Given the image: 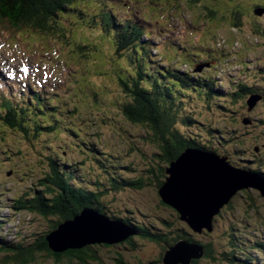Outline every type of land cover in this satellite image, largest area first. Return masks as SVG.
Here are the masks:
<instances>
[{
  "label": "trees",
  "instance_id": "trees-1",
  "mask_svg": "<svg viewBox=\"0 0 264 264\" xmlns=\"http://www.w3.org/2000/svg\"><path fill=\"white\" fill-rule=\"evenodd\" d=\"M78 1L80 0H0V34L6 35L8 40H20V36L29 31L38 35L50 36L53 37L51 39L56 45L62 44L67 50L73 47L70 53H79L81 57L86 58L97 51L95 45L89 46L90 44L82 42L70 44L71 31L70 28L67 29L64 26V23L68 20H71L70 22L76 20L88 29L100 33L101 38L110 47L112 61L113 64L115 63L112 73L118 81L122 97V102L115 103L118 107V114L127 123L136 127H144L143 133L146 136L143 140L153 148V151L148 153L137 149L139 160L144 165L142 172L137 178L122 179V173L118 170L122 168L118 163L110 161L118 157L117 153L107 154L102 149L101 139L96 137L92 139L90 133L84 134L78 128L82 125L81 123L85 124L89 121L85 122L82 115H79L81 109L76 104L72 105L71 109L61 108L57 104L52 105V100L37 90L33 80L25 83L18 81V84H12L11 86L16 87L18 92L9 94V96L0 95L2 99L0 100V127L4 128L0 134H10L14 129L15 133L21 135L31 145L40 144L41 140H44L45 144L42 145L40 154L47 162V171L44 172L39 182L40 190H34L31 195L25 194V198H18L13 208L31 214H41L44 218H56L58 221L51 223V231L39 236V239L36 236L33 237L29 243H19L14 246L9 242L0 244V264H64L70 261V264H75L76 261L79 264L102 263L103 260L98 258L93 246L100 249L120 247L124 250L135 251L140 242L159 245L162 254L157 260L150 262L134 257L137 259L136 264H163L166 248L182 239L198 243L205 248V256L200 260L192 261V264H207V262H210L208 264H264V259H257L256 256L257 254L264 258V241L254 239L252 234L243 233L245 227L241 228L238 223L240 212L232 206V201L242 193H237L215 217L212 232L205 230L202 234L194 233L188 224L181 220L180 213L163 202L159 195V189L168 177L166 170L171 162L175 161L187 148L217 154L219 153L217 152L218 147L221 146L230 156L231 150H236L239 154L246 156L251 155L255 158L253 162L258 160L255 168L245 167L240 170L264 179L263 145L257 149L246 145L252 141L250 135L253 130L250 127L255 125L250 115L245 117L244 112H241L242 114L235 117L234 113L230 116L227 114L228 111L220 110L224 112L222 122L211 118L207 122L200 123L202 132L196 136L186 134L180 129L194 125L199 120L194 113L184 114L182 103L191 99H202L209 110L214 103L224 106L226 100L224 94L216 91L218 83L211 76L198 74L194 76L181 71L180 67L176 66V61L180 60L178 56L187 58L186 61L193 65V71L200 65L194 61L195 59L190 58H202L201 54H197L201 52L194 44L196 34L191 33L199 24L188 22L189 28L182 40L188 48H181L178 39L167 36L168 30L166 34L164 28L158 27L159 33L153 34L149 29L161 23L155 15H145L144 0H94L97 6L92 9V13L81 12L82 8ZM121 1L124 4L134 3L132 9L136 10L135 20L137 21L132 17L122 18L117 13L113 4ZM186 2L199 13L197 14L199 22L206 24L228 22L232 24L233 29L238 30L244 25V18L247 19L248 24L253 28V35L257 36L264 45V18H262L264 14H255L257 11L264 10V0H225L223 8L218 7L219 0H187ZM85 4L88 5L86 2ZM175 6L172 5L170 9L174 10ZM95 8L97 10L93 12ZM220 39L219 35L214 34L211 44L219 45ZM153 41L156 43L155 46H151ZM154 49L159 52L153 54ZM217 50L212 49L211 53L214 55L211 56L208 52L204 53L207 56H204V65L211 66L210 63L217 61ZM166 61H171L172 66L167 65ZM186 61L184 65H187ZM217 65L221 64H215L214 67ZM1 82H4L3 91H6L5 82L9 83V81L2 78ZM57 83L59 82H53V84ZM261 91H258L256 87L238 82L232 87L230 97L235 102L243 101L244 98L247 114H252L254 107L248 110L247 101L250 97L257 95L264 100ZM93 102L98 105L101 100L95 95ZM216 109H211L210 113H215ZM103 117L100 121L104 124H106L104 121H114L106 115ZM91 118L95 119L92 115ZM227 123L233 124L232 130L238 126L241 127V130L237 129V137H241L240 142L231 145L226 143L229 141L226 138L227 132L230 131ZM60 136L70 140V144L77 143L79 152H82L81 166L89 162L93 163L103 174L102 180L90 184L85 177L86 184L80 182L82 178L80 174L77 176L78 169L75 164H72L75 161L68 160L69 156L65 152L70 144H66L62 139L58 140ZM245 137L249 138L248 142ZM51 139H55L58 144L51 143ZM254 140L262 142L260 135L253 136V143ZM250 145L252 146L251 143ZM134 150L132 148V152ZM20 153L17 151V155ZM85 156L86 162L84 161ZM223 157L227 159L228 156ZM229 158L232 160L231 157ZM1 159L0 157V163ZM240 159L244 164L246 158L242 155ZM232 161L238 167H243L240 163ZM150 186L156 187L153 189L154 200L151 205L141 204L139 207L131 202L125 208L130 213L134 211L140 213L147 218L146 222L136 223L130 214L108 211L110 209L104 198L109 194V188H111L110 193L115 194L130 190L142 191ZM244 195L248 197L247 200H252L247 193ZM85 208L99 212L113 221L123 223L133 230L134 235L117 245H90L79 250L53 252L49 248L47 236L60 224L73 219ZM136 212L135 214L138 215ZM168 212L171 213V220L164 219L161 215V213L169 215ZM162 227L168 231L163 230ZM216 229L218 232L216 238H210L216 234ZM1 233L0 223V235ZM115 255L109 258L114 264H132V257Z\"/></svg>",
  "mask_w": 264,
  "mask_h": 264
},
{
  "label": "rangeland",
  "instance_id": "rangeland-1",
  "mask_svg": "<svg viewBox=\"0 0 264 264\" xmlns=\"http://www.w3.org/2000/svg\"><path fill=\"white\" fill-rule=\"evenodd\" d=\"M186 1L144 0L145 15H155L161 23L160 25H155V27H149V29L153 34L159 33L158 27L164 28L166 34L168 30L169 34L167 36L178 39L181 43V48H185L187 45L182 40L187 34L186 31L189 28V23L192 24L194 22L199 24L191 33L196 34L194 44H196L199 52H201L197 54H201L202 58H190L195 59L194 61L200 64V69L193 71V65L186 61L188 59L179 58V56L178 59L180 60L176 61V66H179L181 71H185L194 76L197 74L211 76L218 83L216 91L224 94L226 100L224 106L216 103L212 105L211 109L217 108L215 113H210L211 109L208 110L207 104L202 99H191L190 101H186V103H182L183 113H194L199 120L194 125L181 127V131L196 136L202 132L200 123L207 122L211 118L222 122L224 112L220 110L228 111L227 114L230 116L231 113H234L235 117L236 115L242 114L241 112H244L245 117L250 115V118H253L255 123V125L250 127L253 130L251 131L252 135H250L252 140L250 143L252 146L250 143L246 145L256 149L257 147L260 148V145L264 147L263 98L260 97L259 99V95H257L254 112L247 114L245 99L243 98V101L235 102L230 97L232 96V87L238 82L247 84L250 87H256L258 91L262 90L261 93L264 95V45L262 41L253 35V28L245 18L244 25L238 30L233 29L231 27L232 24L228 22L218 24L199 22V15H197L199 13L189 6V3ZM78 4L82 8L80 11L84 13H92V9L97 6L94 0H80ZM132 4L134 3L124 4L121 1L115 2L113 7L122 18L132 17L135 20L137 15L136 10L132 9ZM224 4L225 0H219L218 7L223 8ZM172 5H176L174 10L170 9ZM96 10L97 8L93 12ZM74 17L76 16L74 15ZM245 17L248 16L245 15ZM70 21L68 20L64 23V26L67 29L70 28L71 31L70 37L72 38L70 44L82 42L90 44L89 46L95 45L97 51L83 58L79 53H70L73 47L71 49L68 47L69 49L67 50L66 46L64 47L62 44L56 45L54 40L51 39L53 37L50 36L38 35L37 33L29 31L20 36V40H8L6 35L0 34V70L2 71L0 73L4 77V80L9 81V83L5 82L7 85H5L7 87L6 91H3L4 82L0 84V95L6 94L9 96V94L18 92L16 87L11 86L12 84H18V81L25 83L33 80L35 81L34 85L37 90L41 91L44 96L49 97V100H52V105L57 104L61 108L68 107L71 109V106L76 104L81 109L79 115H82L85 122L89 121L85 124L81 123L82 125L78 126V128L84 134L90 133L92 139L95 137L99 140L101 139L102 149L107 154L109 152L117 153L118 157L115 159L112 158L110 161H114L120 165L122 169L117 168L122 173V179L137 178L142 172L141 169L144 167L139 160L137 149L150 153L151 150L153 151V148L143 140L146 136L143 133L145 131L144 127L133 126L124 121L118 114V107L115 103L122 102V97L118 81L112 73L115 63L113 64L112 61L110 47L101 38L102 35L100 33L88 29L76 20L73 22ZM76 23L80 25H76ZM214 34L221 37L219 45H213L215 43L211 44V38ZM155 44L153 41L151 46H155ZM212 49H218L216 52L218 53L216 55L217 63L213 62L210 63L211 66H206L203 64L204 58L207 57L204 53L208 52L209 56L214 55L211 53ZM152 52L155 54L159 50L154 49ZM184 61H186L185 63L187 65H184ZM166 64L170 65L171 61H166ZM215 64L221 65L214 67ZM53 82L59 83L53 84ZM95 95L101 100L98 105L93 102ZM0 100L2 99L0 98ZM91 115L95 119H92ZM104 115L114 119V121H104L106 123L104 124L100 121V119L104 118ZM228 121H231V119H228ZM237 124L241 125L240 122H237ZM232 125L231 123H227V128L230 131L227 132L226 138L229 141L226 143L230 145L240 142L241 139L240 136L237 137L238 130H241V127L237 125L238 128L232 130ZM3 129L0 127V133ZM96 133H98V137ZM2 135L0 134V157L2 158L0 163V223L2 226L0 244L9 242L14 246L19 243H29L35 236L39 239V236H43L51 231V223L58 221V219L44 218L41 214H31L27 211H19L13 208L15 206V200L25 198V194L31 195L34 190H40L39 182L43 178L44 172L47 171V162L40 154L42 145L45 144L44 140H41L40 144L31 145L21 135L15 133L14 129L11 130L10 134ZM255 135H260L262 142L254 140V147L253 136ZM45 138L47 140V137ZM61 139L66 144L70 142V140L65 139L63 136L58 137V140ZM245 140L248 142L249 138L245 137ZM51 143L58 144L55 139H51ZM132 148L135 149L133 152ZM17 151L21 153L17 155ZM59 151L61 152V150ZM65 152L69 156L68 160L75 161L72 164H75L78 169L76 174L77 176L80 174L82 178L80 182L86 184L85 177L90 184L100 179L102 180L103 174L93 163L89 162L85 166H81L80 158L82 152H79L76 142L70 144L65 149ZM217 152L219 153L216 155H222L220 156L222 158H224L223 156H228L227 159L230 164L239 169H245V167L255 168L258 162V160L253 162L252 160H255V158L251 155H247V157L245 154H239L236 150H231V153H229L231 156L227 155L221 146L218 147ZM242 155L246 158L244 164L241 163L242 161L240 159ZM229 157L240 163L243 167H238ZM86 159L85 156V162L87 161ZM155 188L150 186L142 191L130 190L115 194L110 193L111 188H109V194L104 198L109 207L108 209H110L107 210L109 212L130 214L136 223L146 222V217H143L136 211L130 213L125 208L131 202H133V205L139 207L141 204L151 205L154 200L153 189ZM239 192L242 195L238 194L237 198L232 201V206L240 212L238 223L241 228L245 227L243 233L252 234L254 239L264 241V198L254 189ZM246 193L252 200H247L248 197L244 195ZM109 215L111 216V214ZM161 215L164 219L169 218L171 220V213L169 215L161 213ZM157 223L159 222L157 221ZM162 229L168 231L166 228L162 227ZM217 234L216 229V234L210 238L215 239ZM95 247L97 246H93L94 252L97 253L98 258L103 260L102 263L99 262L98 264H114L109 258L116 256L115 254H121L126 258L132 257V264H136L137 261L134 257H138L142 261L150 262L157 260L160 254H162L161 247L150 242H140L139 247L135 251L130 249L124 250L120 247L113 249H100ZM256 256L257 259H264L263 256L257 254Z\"/></svg>",
  "mask_w": 264,
  "mask_h": 264
},
{
  "label": "water",
  "instance_id": "water-1",
  "mask_svg": "<svg viewBox=\"0 0 264 264\" xmlns=\"http://www.w3.org/2000/svg\"><path fill=\"white\" fill-rule=\"evenodd\" d=\"M262 13L263 10L255 12ZM255 101L256 96L248 99V110L255 106ZM166 174L168 177L159 189L160 197L177 210L181 220L197 234L205 230L212 232L215 217L239 191L254 189L264 198L263 178L233 167L226 158L193 148L185 149L170 164ZM133 235V230L123 223L85 208L73 219L60 224L46 240L53 252L63 253L90 245H117ZM204 256L202 245L182 239L166 248L162 263L192 264Z\"/></svg>",
  "mask_w": 264,
  "mask_h": 264
},
{
  "label": "flooded vegetation",
  "instance_id": "flooded-vegetation-1",
  "mask_svg": "<svg viewBox=\"0 0 264 264\" xmlns=\"http://www.w3.org/2000/svg\"><path fill=\"white\" fill-rule=\"evenodd\" d=\"M262 14H264V10H263V13ZM262 18H264V16L262 17ZM71 262V261H70ZM70 262L69 263H67V262H65L64 264H70ZM93 262H95V261H93ZM75 264H79L77 261L76 262H74ZM51 264H53V263H51ZM61 264H63V263H61ZM94 264V263H93ZM98 264V263H97Z\"/></svg>",
  "mask_w": 264,
  "mask_h": 264
}]
</instances>
